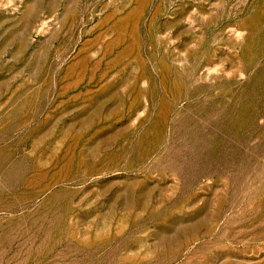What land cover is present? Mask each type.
I'll return each instance as SVG.
<instances>
[{"label":"rangeland","instance_id":"rangeland-1","mask_svg":"<svg viewBox=\"0 0 264 264\" xmlns=\"http://www.w3.org/2000/svg\"><path fill=\"white\" fill-rule=\"evenodd\" d=\"M0 264H264V0H0Z\"/></svg>","mask_w":264,"mask_h":264}]
</instances>
